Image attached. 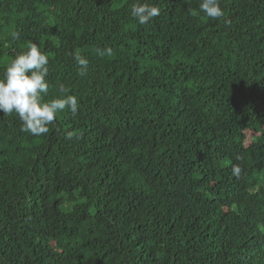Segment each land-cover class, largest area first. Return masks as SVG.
I'll list each match as a JSON object with an SVG mask.
<instances>
[{"label": "trees", "instance_id": "16d2710c", "mask_svg": "<svg viewBox=\"0 0 264 264\" xmlns=\"http://www.w3.org/2000/svg\"><path fill=\"white\" fill-rule=\"evenodd\" d=\"M135 2L0 0V73L36 42L79 102L0 114V264H264V0Z\"/></svg>", "mask_w": 264, "mask_h": 264}, {"label": "clouds", "instance_id": "9594fccd", "mask_svg": "<svg viewBox=\"0 0 264 264\" xmlns=\"http://www.w3.org/2000/svg\"><path fill=\"white\" fill-rule=\"evenodd\" d=\"M199 11L211 20H218L224 16L220 0H200ZM161 9L150 0H136L130 15L140 24L145 25L154 17L159 16ZM13 40L20 37L18 31L10 33ZM98 55H111L112 49L105 47L103 51L97 49ZM78 70L77 74L84 76L88 69V60L82 55L74 57ZM49 56L41 50L36 42H30L27 48L9 60L3 72L0 73V114L9 116L15 114L21 121L22 131L33 136L46 135L59 112L65 109L73 114L78 111V99L75 95L66 94L67 89L61 87L55 98L45 97L49 93ZM73 132L66 133V139L73 137ZM237 160L241 157L237 156ZM242 168L239 164L232 166V174L239 177Z\"/></svg>", "mask_w": 264, "mask_h": 264}]
</instances>
